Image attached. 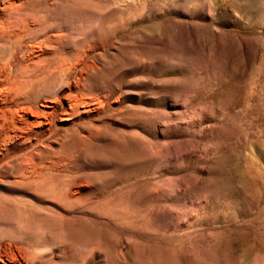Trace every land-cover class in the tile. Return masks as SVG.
<instances>
[{
  "label": "rangeland",
  "instance_id": "obj_1",
  "mask_svg": "<svg viewBox=\"0 0 264 264\" xmlns=\"http://www.w3.org/2000/svg\"><path fill=\"white\" fill-rule=\"evenodd\" d=\"M8 1L0 264H264V0Z\"/></svg>",
  "mask_w": 264,
  "mask_h": 264
},
{
  "label": "bare ground",
  "instance_id": "obj_2",
  "mask_svg": "<svg viewBox=\"0 0 264 264\" xmlns=\"http://www.w3.org/2000/svg\"><path fill=\"white\" fill-rule=\"evenodd\" d=\"M23 4L22 2L15 3L13 1H8L7 4L0 7V44H4L6 47L14 45L15 49L13 51L11 50V58H14L16 48L21 44L23 35H29L28 32L32 28L30 24L35 25L36 28L45 27V19L40 17L37 13L30 12L31 10H28ZM23 79L20 80V82L14 80L12 84L18 89L20 96L27 97L30 87L34 85V80L29 77L23 82ZM80 102L82 101L76 99L74 103H71V111H75V107L79 105Z\"/></svg>",
  "mask_w": 264,
  "mask_h": 264
}]
</instances>
